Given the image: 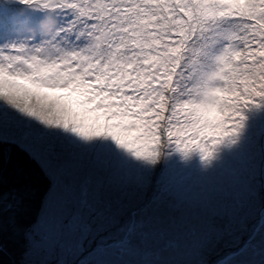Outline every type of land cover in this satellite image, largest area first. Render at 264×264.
Wrapping results in <instances>:
<instances>
[{
  "label": "snow or ice",
  "instance_id": "obj_1",
  "mask_svg": "<svg viewBox=\"0 0 264 264\" xmlns=\"http://www.w3.org/2000/svg\"><path fill=\"white\" fill-rule=\"evenodd\" d=\"M13 150L0 264H264V0L0 2Z\"/></svg>",
  "mask_w": 264,
  "mask_h": 264
},
{
  "label": "trees",
  "instance_id": "obj_2",
  "mask_svg": "<svg viewBox=\"0 0 264 264\" xmlns=\"http://www.w3.org/2000/svg\"><path fill=\"white\" fill-rule=\"evenodd\" d=\"M46 183L47 181L37 164L16 150L10 154V160L7 164L4 163L3 156H0V189L7 190L13 186H27L35 192L38 199L39 193ZM3 239L10 251H16V241L12 238L10 228L4 232Z\"/></svg>",
  "mask_w": 264,
  "mask_h": 264
},
{
  "label": "rangeland",
  "instance_id": "obj_3",
  "mask_svg": "<svg viewBox=\"0 0 264 264\" xmlns=\"http://www.w3.org/2000/svg\"><path fill=\"white\" fill-rule=\"evenodd\" d=\"M0 2H7V0H0ZM3 15L5 16V18H8V17H14V18H18V19H23L22 16H19L17 11L15 9H5L4 12H3ZM24 15H30L29 13H25ZM228 249L227 248H222V252H227ZM18 255V253H17ZM87 255V252L83 253L82 254V257L83 258L84 256ZM220 257L218 256H212L211 259L214 261L216 259H218Z\"/></svg>",
  "mask_w": 264,
  "mask_h": 264
}]
</instances>
